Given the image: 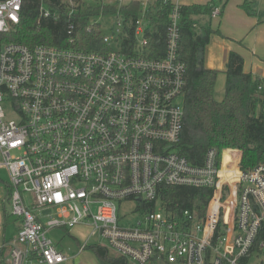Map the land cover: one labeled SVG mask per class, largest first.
Masks as SVG:
<instances>
[{
	"label": "built area",
	"instance_id": "1",
	"mask_svg": "<svg viewBox=\"0 0 264 264\" xmlns=\"http://www.w3.org/2000/svg\"><path fill=\"white\" fill-rule=\"evenodd\" d=\"M67 2L73 7V0ZM169 2L161 59L145 56L147 10L134 22L129 53L1 45L0 169L8 179L0 189V264H68L73 258L47 235L75 227L87 234L78 255L97 239L106 244L97 246L130 264L257 259L264 164L242 171L238 158L230 157L237 167L228 168L221 162L224 153L212 149L196 165L177 151L185 120L184 64L177 56L181 5ZM22 6L23 0H0V39L20 24ZM219 13L215 8L210 18ZM50 16L40 8L39 18ZM116 18L123 28L122 16ZM73 30L71 25L68 34ZM120 34L103 35V41L111 44ZM263 86L264 80L258 88ZM164 187L212 194L200 213L167 208L160 200ZM127 204L133 209L122 208ZM150 204L154 209L145 207ZM7 218L14 219L9 239Z\"/></svg>",
	"mask_w": 264,
	"mask_h": 264
},
{
	"label": "trees",
	"instance_id": "2",
	"mask_svg": "<svg viewBox=\"0 0 264 264\" xmlns=\"http://www.w3.org/2000/svg\"><path fill=\"white\" fill-rule=\"evenodd\" d=\"M70 7L67 0H23L20 24L0 39L3 43H17L28 47L49 45L72 47L84 52L108 53L121 49L129 53L134 45V22L142 11L139 0H123L120 5H103L104 0H73ZM248 0L240 8L253 16ZM41 7H46L51 16L39 18ZM219 8L222 15V0H211L204 5H181L180 28L177 47L178 59L184 64L183 107L185 111L182 136L177 151L189 162L200 165L209 150L241 152L240 169L248 171L264 164V86L263 79L244 72V59L235 52H229L225 64V87L220 100L215 97V87L220 71L204 65L205 49L214 31L210 24H200ZM73 10L72 15H68ZM169 0H156L147 8L150 29L146 32L145 56L149 59L163 57L167 40ZM122 16V32L111 44L103 41L100 25L91 24L95 17ZM260 15H257L259 17ZM55 17V18H54ZM263 21L258 19L257 25ZM74 27L69 35L70 26ZM72 40V41H70ZM259 110L258 116L255 115ZM225 162V161H224ZM160 200L167 208L181 206L196 208L203 213L211 191L187 187H164ZM155 205L145 207L154 209ZM14 222L7 218L6 223ZM11 222V223H12ZM6 227V225H5ZM100 264H130L121 257L111 255L102 246H91ZM253 253H264V224L260 227L253 246ZM264 264V261L261 262Z\"/></svg>",
	"mask_w": 264,
	"mask_h": 264
},
{
	"label": "rangeland",
	"instance_id": "3",
	"mask_svg": "<svg viewBox=\"0 0 264 264\" xmlns=\"http://www.w3.org/2000/svg\"><path fill=\"white\" fill-rule=\"evenodd\" d=\"M142 3V11L147 10L149 6L154 4L156 0H139ZM177 3H188L192 0H173ZM199 2H205L207 0H197ZM242 0H222L224 4L223 8V15L216 16L213 18L206 17L204 20L206 23L211 24L212 27H215V29L219 30V33L217 34L219 37L222 34V29H227L229 32L231 31V26L228 27L225 26L227 22V16L230 17L232 14V11H237L239 9V3H241ZM250 3V9L253 11V17H256V12H264V0H248ZM241 9V8H240ZM227 15V16H226ZM223 17H225V21L223 20ZM94 21L99 23L100 25V31L103 35H106L107 37H112L120 34L122 32V27L117 24V18L116 15H107V16H99L95 17ZM221 24V26H219ZM239 42L241 44L240 48L243 52H245L246 56L244 59L245 63V69L248 72H252V76L263 79L264 78V36L261 38H258L256 40L251 41V45L254 47H247L246 45V39H240ZM211 45H213L211 43ZM217 51L213 47H210L205 56V66L207 64L212 63L215 67V69L220 71V68H223V57L219 56L217 57ZM225 67V66H224ZM225 75L223 73H219L216 87H215V97L216 99L220 100L224 93V87H225ZM259 110L256 109L255 115L258 116ZM228 151V152H227ZM224 154L221 157V162L223 165H226L228 168H232L233 166H236V163L231 160L238 158V168L240 169V163H241V152L238 150H222ZM231 157V158H230ZM1 160V158H0ZM232 162H230V161ZM225 161V162H224ZM237 167V166H236ZM8 179L7 172L5 169H0V189L3 187L4 182H6ZM27 202L31 203L30 196H26ZM132 204L124 205L122 208L127 209L128 211L133 209ZM12 221L9 222V226L6 229V239H9L13 235V228L11 227ZM3 227L4 224H0V228L2 229L1 232L3 233ZM86 232L83 231V229H80L78 227H75L73 229L68 230L67 232L61 229H53L51 230L47 237L51 240L54 246H56L57 250L61 252L63 255L73 258V260L68 264H100L97 257L95 256L94 252L91 250V248H88L86 251H84L82 254H77L78 244L84 243L86 239ZM90 245H106L105 242L92 239L90 241ZM110 251L111 255L117 256L114 252ZM257 256V255H255ZM260 261H264V253L257 257V259H254L252 261L253 263H257ZM154 264V263H150ZM259 264V263H258Z\"/></svg>",
	"mask_w": 264,
	"mask_h": 264
},
{
	"label": "crops",
	"instance_id": "4",
	"mask_svg": "<svg viewBox=\"0 0 264 264\" xmlns=\"http://www.w3.org/2000/svg\"><path fill=\"white\" fill-rule=\"evenodd\" d=\"M170 1L173 3H177V2H174L173 0H170ZM209 1H211V0H207L205 2H199L197 0H192L191 2H188V3H178V4L186 5V6L193 5V4L204 5V4L208 3ZM242 3H243V0L241 1V3H239V9H237V11H232V14L230 15V17L226 15L227 16V22H226L225 26L226 27L231 26V31L229 32L227 29H224V30L222 29L223 36L221 35L219 37L217 34H214L211 36L210 42L205 49L204 63H205L206 52L210 47H213L215 49V51H217L216 52L217 57H219V56L223 57L224 66L226 64V60H227V56H228L229 52L238 53L239 55H241L243 57V59H245L246 54H245V52H243L241 50V48H240L241 45H239L241 43L239 42V40L240 39H244V40L246 39L247 47H251L254 49V47L251 45V41L256 40V39L264 36V12H256L255 13L256 17L249 16L247 13L244 12L243 9H240V6ZM257 15H260V16L257 17ZM219 16H221V15H219ZM258 19L263 21L259 25H257ZM223 20L225 21V17H223ZM229 22H231V23L229 24ZM205 23H206V21L203 18L202 21H200V24L203 25ZM210 26H211V24H210ZM219 26H221V24ZM211 28L214 31H217V29H215V27L211 26ZM211 43L213 45H211ZM254 50H256V49H254ZM224 66H223V68H220L221 73H223L225 71ZM205 67L208 69L216 70L212 63L207 64ZM243 69H244V72L252 74V72H248L245 69V63H244ZM263 80H264V78H263Z\"/></svg>",
	"mask_w": 264,
	"mask_h": 264
}]
</instances>
